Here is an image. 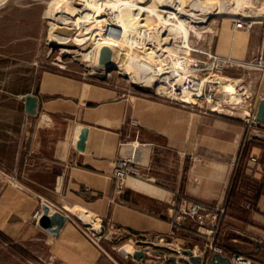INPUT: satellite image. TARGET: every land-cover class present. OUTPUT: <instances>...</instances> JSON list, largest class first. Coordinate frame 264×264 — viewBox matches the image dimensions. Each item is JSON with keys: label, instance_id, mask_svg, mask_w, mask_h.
Instances as JSON below:
<instances>
[{"label": "crops", "instance_id": "obj_1", "mask_svg": "<svg viewBox=\"0 0 264 264\" xmlns=\"http://www.w3.org/2000/svg\"><path fill=\"white\" fill-rule=\"evenodd\" d=\"M215 55L239 64L225 74L239 82L233 95L240 103L231 106L224 103L229 97H221L217 107L226 110L219 113L44 78L35 95L37 113L26 115L17 172H3L18 185L3 192L0 230L13 215L27 221L46 204L51 214L68 216L57 235L35 225V232L47 238L51 258L97 264L100 253L77 226V217L90 214L132 241L166 237L178 205L190 200L225 205L217 244L227 255L264 264V125L253 128L246 120L264 99V66L255 68L260 56L264 64V19L249 32L238 31L233 20L222 24ZM132 156L145 179H129L119 190L115 166ZM198 243L203 252L205 246Z\"/></svg>", "mask_w": 264, "mask_h": 264}, {"label": "rangeland", "instance_id": "obj_2", "mask_svg": "<svg viewBox=\"0 0 264 264\" xmlns=\"http://www.w3.org/2000/svg\"><path fill=\"white\" fill-rule=\"evenodd\" d=\"M0 1H3L0 2V201L5 189L16 188L18 185L17 181L8 179L3 175V172L7 174L17 172L18 152L24 141L23 128L26 125V115H28L24 111L25 97L37 95L42 80L49 75L113 88L122 96L147 98L192 111L206 113L213 111V106L205 102H195L194 106H189L181 102L167 100L171 97L160 95L156 89L147 87L144 83L133 82L130 76L119 71L118 67L110 68L105 75L98 71L91 73L79 60L71 56L62 58L60 48L53 47L50 41L53 20L47 16V12L50 8L49 4L53 0ZM165 1L162 3L160 0H151L147 4L152 5L153 3V6L161 10L174 12L172 9L164 7L167 4V0ZM196 2L201 3L205 9L211 6L214 9V7L217 8L225 4L228 12H232L212 16L204 24H191L196 28L207 27L200 36L190 31L185 39L183 34H172L165 42L162 40L168 36L169 32L161 39L142 38L139 42L147 45L150 49L138 50L140 53L130 49V51H124L123 56L127 57L129 54L131 57L142 56L144 52L153 51V47L169 54H177L176 52L181 51L182 53L179 54H185L201 63L208 62L211 55L217 56L215 55V41L222 24L231 23L233 20L235 25V21L239 19L253 21L256 24L264 19V0H242L240 3L238 0H182L186 7ZM187 8L189 9V7ZM127 12L130 15V12ZM161 14L165 17L168 16L166 13ZM131 18L132 16L129 19ZM170 22L178 24L177 21ZM158 24L160 21L157 17L151 18L150 27L155 28ZM237 30L248 32L242 29ZM161 45H165V47H160ZM120 57L122 58V56ZM136 60L142 59L137 58ZM158 60L154 56L153 62L151 61L155 70L163 66L161 59ZM225 72L226 70L217 77L207 79L209 74L213 77V73L207 71L201 77L206 82L218 80L224 86V93L226 85L223 80L227 78ZM154 82L158 83L157 79ZM228 97L231 100L227 101L229 105L235 106L240 103V101L237 102L239 97L233 94ZM218 109L221 112L226 110L225 107ZM126 183L127 181L125 187ZM40 211L42 212V210ZM176 212L172 221L173 228L168 236H150L138 239V241H132V237L125 231H120L112 226L107 227L90 214L86 213L98 225V229L88 224L89 221L80 220L77 215L79 216L81 212L74 215L77 217L75 219L77 226L89 237L100 253L97 264H136L133 255L138 248H142L148 257V259L145 257L142 260V264H187L181 250H193L201 255L202 250L198 249L197 242L206 247L208 238L202 235L190 221H186V228L177 229L174 225ZM36 213L37 211L27 221L13 215L5 223V229L0 230V264H65L51 258L47 238L45 235L35 232V225L38 222L35 217ZM95 238H99V240ZM126 247L131 248L129 253L125 250Z\"/></svg>", "mask_w": 264, "mask_h": 264}, {"label": "bare ground", "instance_id": "obj_3", "mask_svg": "<svg viewBox=\"0 0 264 264\" xmlns=\"http://www.w3.org/2000/svg\"><path fill=\"white\" fill-rule=\"evenodd\" d=\"M148 1L151 0H53L47 12V16L53 20L51 45L60 48L62 58L71 56L79 60L91 73L98 71L105 75L110 68L118 67L119 71L129 75L133 82L153 87L160 95L172 96L169 86L158 84L162 82L163 77L158 83L154 82L159 72L157 73L153 67V57L166 62L162 60L165 51L152 47L153 51L135 57L129 56L130 54L124 57V51L134 49L140 53L138 50H148L150 48L147 45L139 42L142 38L161 39L167 32L169 34L162 40L164 42L172 34H183L185 39L192 31L200 36L207 27L196 28L191 24H204L212 16L232 11L228 12L225 4L220 7L217 5L218 7L214 9L212 6L205 9L201 3L196 2L187 5L188 9L183 5L182 0L178 2L167 0L166 6L164 4L163 6L174 11L171 12L157 8L153 3L149 5ZM160 1L163 3L165 0ZM240 2L242 0H238V3ZM160 12L168 16L165 17ZM131 16L132 18L129 19ZM153 17H157L160 21L155 28L150 27ZM170 21H177L178 24H172ZM137 58L142 60L135 61ZM223 81L226 85L225 91L232 95L239 82L227 78ZM82 221H89L88 224L99 228L89 216H83ZM125 250L129 253L131 248L126 247ZM194 253L198 255L195 251Z\"/></svg>", "mask_w": 264, "mask_h": 264}, {"label": "built area", "instance_id": "obj_4", "mask_svg": "<svg viewBox=\"0 0 264 264\" xmlns=\"http://www.w3.org/2000/svg\"><path fill=\"white\" fill-rule=\"evenodd\" d=\"M254 24L253 21H247L244 19L235 21V27L237 29H242L248 32L254 28ZM176 53L177 54L166 53L162 59L166 62H163V66H160V68H156L157 73L159 72L156 76L157 82L163 77L160 84L169 86L173 93L172 96H168L171 97V99L167 100L181 102L189 106H194L193 103L195 102H205L210 106H213V112L219 113L220 110L216 106L219 98H226L229 94L227 92L223 93L224 86L218 82V80L214 79L206 82L202 79L201 75L209 71V73H213V77L209 74L210 76L207 79H211L222 74L230 67L238 66L239 64L230 59H222L212 55L209 57L208 62L201 63L185 54H179L182 53L181 51ZM240 66L242 65L240 64ZM263 66V58L260 56L255 68L263 69ZM165 79L168 80L164 81ZM224 103L229 104L227 100H225ZM246 120L253 128L259 125L255 114L249 115ZM252 161L257 162V159L253 158ZM113 176L119 190H122L123 187H125V182L128 179H145V176L141 168L137 165L134 156L122 158L115 166ZM176 213L174 225L177 229L185 228L184 225L187 223L186 221H190L194 223L202 235L208 238V244L206 245L205 250L201 255H196L201 258V264H208L215 254L229 258L231 264H253L251 261L239 255H227L225 249L217 244L218 235L227 215V208L225 205L213 206L201 202L183 200L178 205ZM41 216L42 212L37 211L35 217L40 219ZM95 239L99 240V238ZM184 260L187 264H192L189 257L185 256Z\"/></svg>", "mask_w": 264, "mask_h": 264}, {"label": "water", "instance_id": "obj_5", "mask_svg": "<svg viewBox=\"0 0 264 264\" xmlns=\"http://www.w3.org/2000/svg\"><path fill=\"white\" fill-rule=\"evenodd\" d=\"M264 92V91H263ZM38 109V97L35 95H27L25 97V113L28 115H36ZM256 120L259 124L264 125V99H262L257 108L255 114ZM79 148H84V143H79ZM68 221V216L60 211H55L51 214V208L44 204L42 206V216L38 221V225L49 232L52 235H57L65 226ZM181 253L187 257L192 264H201L202 260L199 256H196L193 251L188 249L181 250ZM136 261H142L146 257L145 251H136L133 255ZM208 264H231L229 258L223 257L219 254H215Z\"/></svg>", "mask_w": 264, "mask_h": 264}]
</instances>
